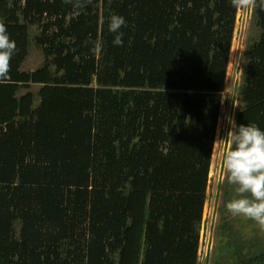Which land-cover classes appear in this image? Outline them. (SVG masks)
Masks as SVG:
<instances>
[{"label":"trees","instance_id":"trees-1","mask_svg":"<svg viewBox=\"0 0 264 264\" xmlns=\"http://www.w3.org/2000/svg\"><path fill=\"white\" fill-rule=\"evenodd\" d=\"M259 5L233 129L264 131ZM72 12L64 0H0L17 45L0 82V264H198L237 9L231 0H93ZM112 15L126 20L122 46ZM35 25L45 60L25 73ZM32 84L36 94L18 97ZM249 264H264V252Z\"/></svg>","mask_w":264,"mask_h":264},{"label":"rangeland","instance_id":"rangeland-1","mask_svg":"<svg viewBox=\"0 0 264 264\" xmlns=\"http://www.w3.org/2000/svg\"><path fill=\"white\" fill-rule=\"evenodd\" d=\"M238 12L211 153L204 223L198 230L200 234L198 264H249L264 252V230H261L255 221L233 216L227 210L226 205L239 197L236 192L237 186L227 182V173L222 166L221 153L227 151L229 146L227 143L216 144L218 140L226 139L228 132L234 128L235 117L242 106L238 93L242 83V72L246 67V47L258 41L260 35L253 17V7ZM40 30L36 25L29 28L28 55L21 65L22 72H34L44 63L42 47L36 43ZM40 88L41 85L32 84L29 88L20 90L18 97L28 92L36 94ZM38 104L37 100L35 105ZM20 229L21 224L17 223L14 230L16 235H19Z\"/></svg>","mask_w":264,"mask_h":264},{"label":"clouds","instance_id":"clouds-1","mask_svg":"<svg viewBox=\"0 0 264 264\" xmlns=\"http://www.w3.org/2000/svg\"><path fill=\"white\" fill-rule=\"evenodd\" d=\"M64 2L73 5L72 15L78 17L82 9L93 0H64ZM256 4L257 0H231V5L237 9V12L252 8ZM259 6L264 8V0H260ZM124 26H126L124 17L111 16L108 28L110 32L116 34L114 45H123V32L120 30ZM88 42L95 45L94 50L99 48V44L91 41V38ZM16 48V42L10 39L6 25L0 23V82L10 79V61ZM217 143H227L229 146L227 151L221 153L222 166L227 173V182L237 186L236 192L239 197L232 199L226 205L228 212L233 216L251 219L261 230H264V131L255 124L239 125L228 132L226 139L218 140Z\"/></svg>","mask_w":264,"mask_h":264},{"label":"built area","instance_id":"built-area-1","mask_svg":"<svg viewBox=\"0 0 264 264\" xmlns=\"http://www.w3.org/2000/svg\"><path fill=\"white\" fill-rule=\"evenodd\" d=\"M238 16H239V12H238ZM236 19H237V15H236ZM203 223H204V220H203ZM203 227V226H202Z\"/></svg>","mask_w":264,"mask_h":264}]
</instances>
